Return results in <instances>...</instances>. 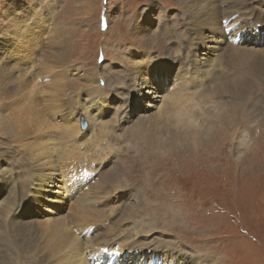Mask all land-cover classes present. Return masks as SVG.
<instances>
[{
  "label": "rangeland",
  "instance_id": "obj_1",
  "mask_svg": "<svg viewBox=\"0 0 264 264\" xmlns=\"http://www.w3.org/2000/svg\"><path fill=\"white\" fill-rule=\"evenodd\" d=\"M254 4H264V0H250L243 9ZM184 5V0H0V66L5 67L7 62L8 65H12L11 61L15 58L12 56L16 52L9 51L11 46L22 43L29 45L30 48L34 46L33 49L37 47L38 58L44 60L47 55L51 56L55 71H59L60 66L65 67L59 71L58 76L59 80L65 82L68 80V86L65 85V89L60 93L59 97L63 100L55 102L53 106L57 120L64 113L67 117L72 114L70 125L73 122L78 123L79 119L81 128L82 118L89 123L82 107L85 97L90 94L89 92L92 96L104 93L101 96L102 100H97L99 102L94 105L100 106L102 113L105 114L103 118L107 119H110L115 111H120L115 119L123 123L124 127L121 126L122 129L118 130L122 136L141 121H153L157 117L163 103L159 96L168 87L166 78L169 81L171 73L173 74L175 70L178 73L181 69L175 62H169L172 56L179 58L184 53L187 60L190 58L187 55L188 50L192 48L174 50L173 38L169 39V35L162 34L163 31L160 30L167 22L168 31L180 25L184 32L183 25L185 27L187 24L180 19L187 18ZM40 16L44 18L48 35L50 31L54 38L55 44L52 43V46L47 38L40 41L37 46L36 41L39 37L35 35L38 33L34 35V31L28 32L26 25L34 26L33 22ZM14 22L17 24L14 25ZM238 22L241 24L242 19ZM14 27L19 33L18 38L13 37L16 34ZM202 33L204 37H210L209 41L211 36H214L210 29L202 30ZM259 34H264V29ZM214 40L217 42L215 37ZM211 44L214 43L209 42L208 47L202 44L198 55L204 61L207 58L206 53H209L210 58L206 60L205 69L212 74H218L220 67L216 61L221 55L209 47ZM246 44L256 47L255 50L259 47L264 48V44L257 42ZM57 52L61 54H56ZM223 52L224 50H221L219 53ZM253 52L260 59H264L263 55H258L264 54V50ZM144 54H150L154 60H158V64L166 63L165 84L158 80H154L153 85L145 84L146 73L132 69L140 64L149 69L142 59ZM53 56L58 58L54 60ZM133 61L137 62L133 65ZM240 63H244V60ZM40 65L41 62L38 61L36 68L39 71ZM228 66L232 67L231 61ZM66 68L70 69L66 72ZM250 71L253 72V69ZM161 72L159 69V74ZM83 73H90L96 79L91 81ZM20 74L21 70L13 67L9 75L15 76L14 80L5 77L0 80L3 85L9 84L6 91L21 93L18 87ZM127 74L129 79L124 82ZM115 75L122 77L124 85L120 83L121 85L114 87ZM135 76L137 78H134ZM262 79L257 84L258 80L254 82L255 89H250L246 99L242 98L240 102V96L231 94L226 96V105L229 108L225 109L224 106L221 124L217 128L212 126L213 133L209 141L200 144L197 151L192 150L177 156L166 147L156 146L153 141L149 143L140 141L136 147L129 148L128 156L122 162H119L116 156L112 157L104 173H110L114 167L123 168L116 174L115 180L119 179L126 185L118 192H113L119 195L121 201H113V195L116 194L107 198L104 215L109 214L114 220H118L123 206L128 203L138 204L141 213L132 224V227L139 231L137 243H147V246L160 244V250L165 251L164 248L168 247L185 257V259L179 257L178 262L169 260L170 264L175 262V264H264V79ZM163 84L164 86H161ZM110 86L117 90L113 91L112 87L110 91ZM50 96L53 94L50 93L46 98L47 102L51 101ZM14 99L10 105L8 100L2 104L23 110L24 113L21 111L13 115H20V121L28 120L25 98L17 94L15 101ZM218 99L225 103L221 97ZM37 100L35 105L43 109L40 111H44L46 117H50L45 99L40 95L41 104H38ZM235 103L239 104L234 105ZM95 106H89V109L90 112L97 114L98 118ZM241 108L243 111H240ZM2 110L9 113L7 107ZM217 110H220L219 106ZM15 112L17 111L12 110V113ZM195 118L202 122L205 116L195 115ZM207 123L210 125L202 127L200 131L211 127L212 122ZM5 124L0 122V221H7L16 226L13 227V231H19L18 243L24 242L22 235L38 232L33 224L43 225L44 219L51 218L53 221L55 216L62 217L63 224L68 225L71 234L78 232L76 237H80V240L86 234L87 238L93 236L96 228L87 233L85 222L77 220L79 221L77 231L72 223L75 220L71 221L75 217L74 211L77 210L75 208L79 205L78 201L81 196L88 195L89 190L85 187L83 194L76 193V196L70 194V190H66L62 171L68 167L70 161H65L61 172L59 167L57 168L59 172L57 171L56 177L59 185L51 174H47L46 178L49 181L53 180V183L35 181L33 184L30 168L35 170V174L32 172L33 178L42 169L36 167L29 159L27 150L4 131ZM177 127L183 132L188 131L180 125ZM92 128L91 125L89 129L91 133ZM52 133L54 139L56 135L59 136L58 130L55 132V129H51L49 139ZM78 134L81 137L82 134ZM101 136H104V133ZM32 139L28 136V140ZM59 152L61 153L60 150ZM133 162H137V165ZM72 163L81 164L79 160L74 159ZM126 164L127 167H124ZM98 166L101 167L100 161ZM100 171L96 181L100 178ZM22 174L29 181L28 194L24 193L20 183ZM97 202L104 206L101 197ZM73 203H77L76 206ZM113 206L118 207L117 218H114L112 213L116 208L113 209ZM86 216L89 218L87 225L101 218L95 211L86 212ZM56 221L57 219L54 224ZM52 223L49 222L48 225ZM110 225L111 222L107 220L105 227ZM128 231L130 229L125 230L122 235L128 237ZM6 232H1L2 236L5 235L4 245L13 237V233L9 236ZM113 240L117 241V237ZM5 246L3 259H0L3 262L0 264H52L51 260L40 262L37 255L29 253L31 247L28 245L24 249H19L12 241L10 247L8 244ZM140 255L141 253H138L137 257ZM126 261L128 264H141L133 261L130 256ZM160 262L158 260L156 264Z\"/></svg>",
  "mask_w": 264,
  "mask_h": 264
},
{
  "label": "bare ground",
  "instance_id": "obj_2",
  "mask_svg": "<svg viewBox=\"0 0 264 264\" xmlns=\"http://www.w3.org/2000/svg\"><path fill=\"white\" fill-rule=\"evenodd\" d=\"M248 1L250 0H184V6L187 10V18L180 17V19L187 24L185 27L183 25L184 32L180 29V25H178V27L177 25L175 26L177 29H169L170 31H168V28H166L168 25L167 22L163 25V29L160 30L163 31L162 34L166 33V35H169V39L173 38V43L175 45L174 50L182 51L186 49L188 50V47L192 48V50H188L187 57L189 56L190 58L187 60L184 53L179 58L172 56L169 62H175L177 66L180 65L181 69H179L178 73H176V70L173 74L171 73L169 81L168 78H166L168 87L165 92H161L162 94L159 96L163 103L160 106L157 117L153 121H141V123L129 129L126 134H123L122 136H120L118 130L122 129L121 126H123V123H120L119 120L115 119L120 111H115L110 119H107L103 118V115L105 114L102 113L100 106L94 105L96 102H99L97 100H102L101 96H103L104 93L92 96V93L89 92L90 94L85 97V100L82 103L90 127L91 125L93 126L92 133L89 131L90 128L88 122L87 129H89L87 131L82 127L80 128L79 119L78 123L73 122L70 125L72 114L67 117V114L64 113V115L60 116L59 120H57V115L53 113V106H55V102L63 100L59 96L65 89L68 80L66 82L59 80L58 75L59 71L63 68L65 69V67L60 66L59 71H55L53 69L54 64L52 63L53 59L51 56L47 55L44 60L38 58V55H36L38 50L37 47L33 49L34 46L30 48L29 45L22 43L10 47L9 51L13 50L16 52V54L13 52L14 54L12 56V58H15L11 61L12 65H8L9 62H7L5 67L1 68L2 65L0 66V80L3 77L7 79L12 78L14 80L15 76L9 75V71H12L13 67H16V70H21L20 79L18 81V87L21 93L8 92L6 91V87H8L9 84L3 85L0 83V122L6 123L3 129L5 132L9 133L13 139L18 141L24 150H27L29 159L33 161L36 167L42 169V171L38 172L35 175V178H33L32 172L35 174V170L30 168L31 182L33 184L35 181L40 183L49 181L46 178L47 174H51L56 178L57 182V168L59 167L60 171L65 161H70L68 164L70 167L79 165L72 163L74 159L80 161V166L82 165L85 167L87 165L92 168L93 173L89 179L87 178L89 176V169L86 168L84 171V185L88 187V195L84 197L81 196L80 201H78L79 205L75 208L77 210L74 211L75 217L72 218L71 221H73V219L75 220L72 223L74 228L76 227V230L79 221L85 222L87 233L92 232V228H96V230L93 236L87 238L88 234H86L84 235V238L80 240V237H76L78 232H76V234L72 233V235L68 230L69 228H67L68 225L66 226V223L63 224L62 217L57 218V216H55L53 217V221H51V218L44 219L42 221L43 225L33 224V227L36 226L35 229L38 232L34 231L33 233H30V235H22L24 242L18 243L17 241L19 240L20 235L19 231H13V227L16 226H12L11 223L7 221H0L1 232H6L8 230L6 235L9 236L13 233V237H8L7 244L9 247L12 244V241L16 244V248L19 249H24L25 246L28 245L31 247L29 253L37 255L40 262L44 263L51 260L52 264H128L126 261L128 256H130L133 261L141 264H156L158 260L164 264H170L169 260L177 261L179 257L185 259L180 253L172 251L168 247L164 248L165 251L160 250V244L157 246H151V244L150 246H147V243H137L136 239L139 236V231H137L134 226L132 227V224L134 222L133 220L138 218L137 216L141 213V207L138 204L130 205V203H128L123 206L118 220H114L109 214L104 215L107 198L116 194L113 192H118L121 190L120 188H124L126 185H124L119 179L115 180L116 174L123 168L114 167L111 169L110 173H104V170L112 157L116 156V159L119 158L117 159L119 162L126 159L129 148L131 146L136 147L140 141L145 143L153 141L156 146L161 148L166 147L169 152H172L177 156L184 155V152L192 150L197 151L200 148V144L209 141L213 133L212 126H216L217 128V126L221 124L220 118L223 116L224 110L229 108L228 105H226V96L228 94L240 96V102L242 98L246 99L249 95L250 89H255L256 84L259 83V80L262 79L263 76L264 59H260L253 51H263L264 48L259 47V49L255 50L256 47L248 46L246 43L249 42V38H252L250 37V34L257 35L259 31L264 29V4H254L253 6L243 9ZM250 9H252V11ZM233 17L235 18L232 19ZM43 19L44 18L40 16L33 22L34 26H26L29 33H32L33 31L34 35L38 33L35 35L39 37L36 41L37 46L40 41H45L46 38L47 41L50 40L49 43L50 46H52V43L55 44V41L52 35H50V31L48 35V29ZM241 19L242 23L239 24L238 21ZM224 21H230L226 27H233L229 32L231 37L241 33V38L245 41L243 45L229 39L225 31L226 27L224 26ZM16 24L17 23L14 22V25ZM14 28L16 34L13 37L18 38L19 33L16 31L17 28ZM256 28L257 30L255 31ZM206 29H210L214 33V36H211L210 41V37H204V34L202 33V30ZM214 37L219 44L214 40ZM252 40L254 39L252 38ZM209 42L214 43L209 47L217 50L218 55H221L216 61L218 62L216 64L220 67L218 74H212L205 69V66L207 65L206 60L210 58L209 53H206L207 58H205L204 61H202L198 55L200 51L199 47L202 44L208 47ZM258 42L261 41L258 39ZM221 50H224V52L219 53ZM56 54L60 55L61 53L57 52ZM258 55L264 56V54ZM53 57H55L54 60L58 58V56ZM3 58H5V56L2 57V59ZM142 59H144V64H146L149 69L144 68L141 64L132 69L143 71L144 74L146 73V75H144L146 79L145 84L152 83L153 85L154 80H158V82L165 84L166 63L160 62L158 64V60H154L155 58L150 54H144ZM242 60H244V63H240ZM38 61L41 62L40 71L36 68ZM230 61L232 65L231 68L228 66ZM136 62L137 61H133V65ZM227 67L229 69H226ZM66 69L67 70L65 71L67 72L70 68ZM159 69L162 71L160 74ZM252 69L253 72L250 71ZM235 73H238V75ZM83 74H86L91 81L96 79V77L90 73ZM114 77V87L120 83L124 85L121 76L115 75ZM134 78H137V76ZM127 79H129L128 74L126 75V78H124V82ZM256 80L258 81L256 82ZM254 82H256V84ZM164 84L161 86H164ZM112 87L113 86H110V91H112V89L113 91L117 90H114V87ZM50 93H52L53 96H50L51 101L47 102L46 98ZM17 94H20L27 102L26 113L29 119L26 121H20V115H13L19 114L21 111L24 113L23 110H17L13 106L8 107V105L2 104L5 100H8L9 105L10 103L12 104V99L15 98L13 100L15 101ZM40 95L47 102L46 105L50 117H46L44 111H40L42 108L35 105L36 99H38L37 103L41 104ZM218 97H221L225 103L221 102ZM237 104L239 103H235L234 105ZM207 105L210 106L206 107ZM89 106H95V110L99 116L98 118H96L97 114L90 112L91 110L89 109ZM218 106L220 107V110H217ZM5 107H7L9 113L2 110ZM12 110L17 112L12 113ZM240 111H243V109L241 108ZM201 114H203L205 118L202 122H198L195 115L199 116ZM229 118L231 119V116ZM183 120L186 121L183 122ZM207 121L212 122L211 127L204 131H200L202 127L210 125ZM177 125H180V127L183 129L185 128L188 131L183 132L177 127ZM51 129H55V132L57 130L59 131V136H55L56 139L52 137L54 133L51 134V139L48 138ZM223 129L225 128L223 127ZM78 133L82 134L81 137ZM102 133H104V136H101ZM28 136L33 139L28 140ZM148 145L142 146L148 147ZM59 150L61 153H58ZM121 153H123L121 157H118ZM94 159L96 160L95 163ZM99 161L101 167L98 166ZM28 165L30 166V164ZM134 165H137V162H135ZM124 167H127V164ZM68 169L69 168L64 169L63 171L61 170L62 173H65L62 178L65 181L67 190H70L71 193H73L72 188L66 183V177L67 174H69ZM133 169L134 167L131 168V170ZM99 171L101 175L99 180L96 181V176ZM71 178L75 180L77 177L73 176ZM101 178H103V180H101ZM92 180H94V182H92ZM20 183L24 193L28 194L29 181L24 174L20 176ZM47 183L51 184L53 183V180ZM57 185H59L58 182ZM76 193L77 195H80L82 190L75 192L74 195ZM90 195L91 197L89 198ZM113 196V201H121L119 195L116 194ZM99 197L102 198L104 206H101V202H97ZM73 204L76 206L77 203ZM102 207H104V209ZM114 207L116 208L114 209ZM117 208V206H113L114 210L112 213L114 214V218H117ZM92 211L98 213V216L101 218L93 221L91 220L92 222L90 221L91 223L87 225L89 218L86 216V212ZM93 218L94 217L92 216L91 219ZM56 219L57 221L54 224ZM107 220L111 222V225L105 227ZM49 222L53 223L48 225ZM124 224H126V227H129L127 229H130V231H128V237L122 235L124 231L127 230L126 227H124ZM1 232L0 259L4 256L6 251L5 245H7L3 244L5 241V235L2 236ZM116 237L117 241H114L113 239ZM41 238H43V240H41ZM139 248H141V250ZM88 252L91 254L88 255ZM138 253H141L139 257H137ZM60 255L61 257L59 258ZM149 257H151L150 262L148 260Z\"/></svg>",
  "mask_w": 264,
  "mask_h": 264
},
{
  "label": "water",
  "instance_id": "obj_3",
  "mask_svg": "<svg viewBox=\"0 0 264 264\" xmlns=\"http://www.w3.org/2000/svg\"><path fill=\"white\" fill-rule=\"evenodd\" d=\"M86 125H87V121L83 118L82 119V127L84 128V127H86Z\"/></svg>",
  "mask_w": 264,
  "mask_h": 264
}]
</instances>
